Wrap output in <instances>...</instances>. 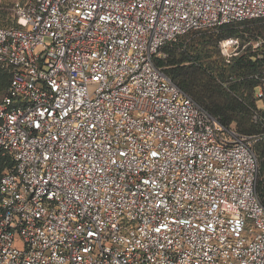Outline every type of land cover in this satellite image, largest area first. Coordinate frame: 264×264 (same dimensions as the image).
<instances>
[{"label": "built area", "instance_id": "obj_1", "mask_svg": "<svg viewBox=\"0 0 264 264\" xmlns=\"http://www.w3.org/2000/svg\"><path fill=\"white\" fill-rule=\"evenodd\" d=\"M13 19L0 264H264L252 140L156 64L182 35L264 19V0H15Z\"/></svg>", "mask_w": 264, "mask_h": 264}, {"label": "trees", "instance_id": "obj_2", "mask_svg": "<svg viewBox=\"0 0 264 264\" xmlns=\"http://www.w3.org/2000/svg\"><path fill=\"white\" fill-rule=\"evenodd\" d=\"M228 38L242 40L229 62L219 49ZM252 39L264 41V19L182 35L166 46L165 59H157L156 64L222 125L252 140L259 163L256 193L264 206V106L256 97L264 80V45L254 48ZM12 77L0 67V99L7 94ZM5 163L0 156V175Z\"/></svg>", "mask_w": 264, "mask_h": 264}, {"label": "rangeland", "instance_id": "obj_3", "mask_svg": "<svg viewBox=\"0 0 264 264\" xmlns=\"http://www.w3.org/2000/svg\"><path fill=\"white\" fill-rule=\"evenodd\" d=\"M15 0H0V26H11L14 24V19H13V6H14ZM2 12V14H1ZM240 40V43H242V40ZM252 44L256 45L257 41L251 40ZM166 57V55H165ZM224 58L226 61L229 62L225 57L221 56ZM165 59V58H161ZM260 107L264 106V100H261L260 102ZM234 129V128H233Z\"/></svg>", "mask_w": 264, "mask_h": 264}]
</instances>
